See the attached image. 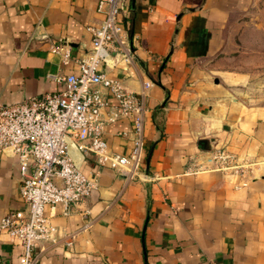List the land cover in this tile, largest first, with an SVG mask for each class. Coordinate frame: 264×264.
<instances>
[{
    "label": "crops",
    "instance_id": "0c3cea01",
    "mask_svg": "<svg viewBox=\"0 0 264 264\" xmlns=\"http://www.w3.org/2000/svg\"><path fill=\"white\" fill-rule=\"evenodd\" d=\"M98 1L0 0V107L55 91L53 76L79 72L75 60L92 47L87 28L104 18ZM252 1H125L119 18L133 60L109 58L99 69L145 93L144 179L99 169L92 155L73 150L97 187L66 215L61 205L46 206L58 235L75 239L36 246V264H264V104L248 103L237 87L246 76L224 56L231 22ZM51 44H64L71 60ZM131 129L119 118L103 139L127 154L130 136L121 133ZM222 147L256 159L245 186L231 173L185 171ZM21 179L17 157L0 152V217L25 208ZM22 253L20 241L0 233V264H20Z\"/></svg>",
    "mask_w": 264,
    "mask_h": 264
},
{
    "label": "built area",
    "instance_id": "2783aa9c",
    "mask_svg": "<svg viewBox=\"0 0 264 264\" xmlns=\"http://www.w3.org/2000/svg\"><path fill=\"white\" fill-rule=\"evenodd\" d=\"M125 1H98L97 9L104 18L99 25L87 28L92 47L87 57L75 60L79 66L77 74L53 76L59 89L0 107V152L18 159L20 195L25 205L24 209L0 217V233L20 241V264H36V246L43 250L60 240L66 246L74 243L75 233L59 236L45 213L46 206L61 205L66 215L97 187L96 179L88 177L76 164L73 150L82 158L92 155L99 169H108L126 179H144L145 93L129 91L121 80L110 78L99 69L109 58L120 56L125 63L133 60L119 18ZM49 51L59 54L65 63L71 60L64 44H51ZM151 85L145 81L143 88ZM122 117L132 122L131 131L121 133L130 136L127 154L113 151L103 139L105 125ZM195 160L188 163L186 172L213 169L231 173L240 178L237 186H245L253 174L245 158L224 147L206 153L199 163Z\"/></svg>",
    "mask_w": 264,
    "mask_h": 264
},
{
    "label": "rangeland",
    "instance_id": "374dc122",
    "mask_svg": "<svg viewBox=\"0 0 264 264\" xmlns=\"http://www.w3.org/2000/svg\"><path fill=\"white\" fill-rule=\"evenodd\" d=\"M228 38L230 48L224 55L227 68L246 76L237 87L248 103L264 104V0H253L241 18L231 22ZM230 151L251 166L256 163L251 155Z\"/></svg>",
    "mask_w": 264,
    "mask_h": 264
},
{
    "label": "bare ground",
    "instance_id": "6f19581e",
    "mask_svg": "<svg viewBox=\"0 0 264 264\" xmlns=\"http://www.w3.org/2000/svg\"><path fill=\"white\" fill-rule=\"evenodd\" d=\"M110 60V59H109Z\"/></svg>",
    "mask_w": 264,
    "mask_h": 264
}]
</instances>
